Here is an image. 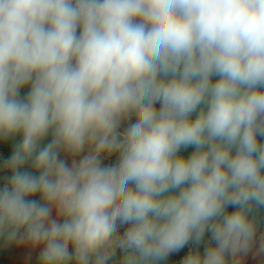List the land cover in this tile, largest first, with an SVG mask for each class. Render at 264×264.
<instances>
[{
	"label": "clouds",
	"instance_id": "9594fccd",
	"mask_svg": "<svg viewBox=\"0 0 264 264\" xmlns=\"http://www.w3.org/2000/svg\"><path fill=\"white\" fill-rule=\"evenodd\" d=\"M0 172L36 264L264 256V0H0Z\"/></svg>",
	"mask_w": 264,
	"mask_h": 264
},
{
	"label": "crops",
	"instance_id": "0c3cea01",
	"mask_svg": "<svg viewBox=\"0 0 264 264\" xmlns=\"http://www.w3.org/2000/svg\"><path fill=\"white\" fill-rule=\"evenodd\" d=\"M27 90V88L22 89L21 95H24ZM4 175H6V173L0 172V178H2ZM259 220L260 227L258 229V238L260 234L264 233V210H261ZM38 253L39 249H17L12 245L5 244L3 240L0 239V262H2V264H36ZM242 264H264V256L255 255L254 250L252 253H249L247 257L244 258Z\"/></svg>",
	"mask_w": 264,
	"mask_h": 264
},
{
	"label": "built area",
	"instance_id": "2783aa9c",
	"mask_svg": "<svg viewBox=\"0 0 264 264\" xmlns=\"http://www.w3.org/2000/svg\"><path fill=\"white\" fill-rule=\"evenodd\" d=\"M185 251H186V249L184 251H182L177 258H179L180 256H182Z\"/></svg>",
	"mask_w": 264,
	"mask_h": 264
},
{
	"label": "rangeland",
	"instance_id": "374dc122",
	"mask_svg": "<svg viewBox=\"0 0 264 264\" xmlns=\"http://www.w3.org/2000/svg\"><path fill=\"white\" fill-rule=\"evenodd\" d=\"M187 151L189 152V151H191V149H188Z\"/></svg>",
	"mask_w": 264,
	"mask_h": 264
}]
</instances>
